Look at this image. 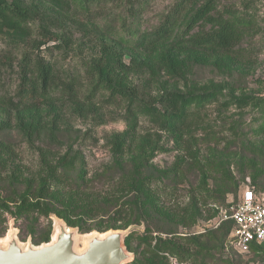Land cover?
Segmentation results:
<instances>
[{
    "label": "rangeland",
    "instance_id": "1",
    "mask_svg": "<svg viewBox=\"0 0 264 264\" xmlns=\"http://www.w3.org/2000/svg\"><path fill=\"white\" fill-rule=\"evenodd\" d=\"M192 1L158 40L154 33L173 14L175 0H118L89 9L80 0H67L68 6L0 0L5 14L0 19V240L11 231L24 245L50 240L55 214L45 217L20 206L22 196L34 202L40 190L51 211L78 221L88 233L140 219L130 233V253L140 258L135 253L143 248L136 249V239L149 224L135 215L140 192H146L171 214L187 215L191 200L203 209L198 221L177 229L160 221L163 231L151 235L165 239L173 229L185 236L205 225V237L215 231L221 241V247L214 240L206 243L213 249L205 253L206 264H264V256L227 246L225 221L207 228L221 212L229 213L247 181L264 186V134L255 133L264 106L235 104L264 98V0ZM208 1L214 5L209 16L251 21L234 23L239 40L224 55L182 42L212 32L197 19ZM16 11L26 19L15 17ZM31 59L51 67L54 82L45 93L37 88L21 97V68ZM100 71L146 103L175 89L207 92L212 100L194 112L182 132L159 131L142 118L131 128L126 102L107 85L95 87Z\"/></svg>",
    "mask_w": 264,
    "mask_h": 264
},
{
    "label": "trees",
    "instance_id": "2",
    "mask_svg": "<svg viewBox=\"0 0 264 264\" xmlns=\"http://www.w3.org/2000/svg\"><path fill=\"white\" fill-rule=\"evenodd\" d=\"M52 1L60 2L62 5L66 4V6H68L67 0ZM115 1L117 2L118 0H80L79 4L83 8L89 9L93 4L107 5ZM189 3L193 4V1L175 0L173 14L167 15L163 24L154 33V36H156L158 40L163 38L165 33L167 34V32L171 31V29L176 25L178 17L186 11L187 5ZM213 10V3L208 1L205 3L203 9L197 16V19L199 21H203V24L210 25L212 32L206 35L190 37L182 42L194 48L211 47L212 49L217 50V53L221 52V54L224 55L231 52L239 40L234 23L243 25L249 24L251 21L240 20L233 22L223 18L222 16H209L210 12ZM13 15L17 18H22L23 20L26 19V14L21 11H16ZM4 16L5 14H3V12L0 10V19L4 20ZM153 41L156 42L157 40L154 38ZM221 62L222 59L219 61L217 60V63ZM22 66L18 90L19 96L23 97L26 95L28 96L29 94H34L36 93L37 88H39L40 91L42 90V93H45L48 89L52 88L54 81L53 70L51 67L46 66L40 60L35 61L32 59L31 61H25ZM105 76L106 75L101 71L98 73V82L95 87L100 86L99 88H101L104 87V85H107L112 90V93L116 94L126 102V119L130 121L129 125L131 128H135L137 119L142 118L159 131L182 132L188 129L190 125V117L194 114V112L199 111L212 100V96L207 92L199 94H186L175 89L166 91L159 97L156 103L154 102V104H150L140 101L133 89L127 90V88L123 85H114L111 80H106ZM66 87H68V85H66ZM253 102L255 106H264V98L262 97L256 98L255 100L251 98L245 100L237 99L235 104L237 105V108L244 109ZM260 110L263 114V119L261 124L256 127L257 130L255 133L264 134V107ZM131 122H134V124ZM138 167H140L139 163ZM202 178L205 180L206 176L202 174ZM251 184L256 185L255 183ZM256 187L259 188L257 185ZM41 188L44 190L47 188V185L43 184ZM133 189L136 188L133 187ZM140 193L142 201L139 199L140 205L137 208V214L135 215V218H147V222L150 226L147 225V227H145L142 232L143 234H141L136 239V249L139 250L143 248V250H141V252L135 253L136 256L139 255L140 258L133 259L131 264H170L168 262L169 257L177 259L178 264H206V261L209 260L207 258L209 257H207L205 253L213 250L206 249L210 248L208 245H206V243H210L211 240H214L216 243L215 246L221 247V241L216 236L215 231L209 232L210 237H205V234L207 233L180 236L179 234L176 235V233L173 232V229H169L167 232H165L167 235L165 239H162L158 235H151L155 232V230L163 231L162 229L158 228L160 221H164V223L169 227L173 226L174 229H177L179 226H186V222L188 221L190 224L198 221L203 217V209L201 207L202 204L199 206L196 201L191 200L185 209L187 215H184V213L171 214L167 210H162L161 204H158V202L156 203L155 199L150 198L146 192ZM41 196H43V193L40 190L33 197L35 199L34 202H29V197L22 196L20 198L21 210L24 212H35L36 210H40V213H42L45 217L49 216L50 213H54V216L63 220L67 227L78 228L79 231H85L87 233L89 232L78 225V221H72L67 215L62 214L59 211H51V208L47 206V203H44L43 197ZM143 205L145 206V209ZM2 206L5 205L2 204ZM121 210L126 212L124 208H121ZM140 222L141 220L139 219L136 220L135 223H127L125 221L121 225L113 224L111 225L110 230H124L130 226H139L137 224H140ZM233 226L234 224L230 220L223 223L221 228L224 230L223 238L225 235H229ZM169 235L170 237H168ZM174 237H178V240H181L182 243H176V239H174ZM179 237L185 239H179ZM132 240V234H129L125 239V247L128 252L131 251L130 244ZM249 254L264 256V244H251Z\"/></svg>",
    "mask_w": 264,
    "mask_h": 264
},
{
    "label": "water",
    "instance_id": "3",
    "mask_svg": "<svg viewBox=\"0 0 264 264\" xmlns=\"http://www.w3.org/2000/svg\"><path fill=\"white\" fill-rule=\"evenodd\" d=\"M55 225L59 228L55 239L40 245L21 244L11 231L5 246L0 245V264H127L133 260L125 239L134 226L108 230L102 238L93 235L83 250L76 251L77 230L67 227L57 217L53 219Z\"/></svg>",
    "mask_w": 264,
    "mask_h": 264
},
{
    "label": "built area",
    "instance_id": "4",
    "mask_svg": "<svg viewBox=\"0 0 264 264\" xmlns=\"http://www.w3.org/2000/svg\"><path fill=\"white\" fill-rule=\"evenodd\" d=\"M232 221L234 226L228 235L229 248L242 254L250 253L251 244H264V186L257 188L247 181L242 185L238 201L229 213L221 212L220 217L210 221L207 228L216 229L222 221ZM206 226L195 234L205 233ZM226 246V248H227ZM170 264H178L170 258Z\"/></svg>",
    "mask_w": 264,
    "mask_h": 264
},
{
    "label": "bare ground",
    "instance_id": "5",
    "mask_svg": "<svg viewBox=\"0 0 264 264\" xmlns=\"http://www.w3.org/2000/svg\"><path fill=\"white\" fill-rule=\"evenodd\" d=\"M58 231H59V228L55 225L54 226L53 233L51 235V239L52 240L55 239L56 234L58 233ZM93 235H97L100 238H102L105 235V233H99V234H95L93 232L86 233V234H78V233H75V239H76L75 250L76 251L83 250L86 247V245H87V240L89 238H91ZM7 236L8 235H6L5 238H3L2 240H0V245L5 246V242L7 241Z\"/></svg>",
    "mask_w": 264,
    "mask_h": 264
},
{
    "label": "flooded vegetation",
    "instance_id": "6",
    "mask_svg": "<svg viewBox=\"0 0 264 264\" xmlns=\"http://www.w3.org/2000/svg\"><path fill=\"white\" fill-rule=\"evenodd\" d=\"M186 235H196V234H195V233H191V234H186ZM186 235H185V236H186ZM197 235H199V234H197ZM180 236H181V235H180Z\"/></svg>",
    "mask_w": 264,
    "mask_h": 264
}]
</instances>
